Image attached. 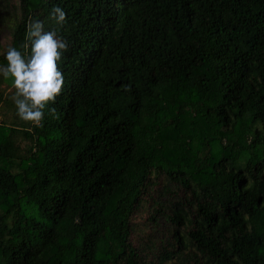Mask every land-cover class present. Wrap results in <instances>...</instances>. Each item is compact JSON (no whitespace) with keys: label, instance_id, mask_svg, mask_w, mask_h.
I'll return each instance as SVG.
<instances>
[{"label":"trees","instance_id":"1","mask_svg":"<svg viewBox=\"0 0 264 264\" xmlns=\"http://www.w3.org/2000/svg\"><path fill=\"white\" fill-rule=\"evenodd\" d=\"M34 20L65 84L41 128L0 75V264H264V0H0V66Z\"/></svg>","mask_w":264,"mask_h":264},{"label":"clouds","instance_id":"2","mask_svg":"<svg viewBox=\"0 0 264 264\" xmlns=\"http://www.w3.org/2000/svg\"><path fill=\"white\" fill-rule=\"evenodd\" d=\"M50 19L58 26L67 23V14L59 6H54ZM26 41L22 48L30 47L25 55L16 47H8L5 55L7 64L0 66V75L11 79L15 93L12 97L18 117L31 122L35 127H43L45 110L55 116V104L64 88L65 79L58 63L69 50V43L58 34V29L45 31L44 22L31 21L27 26Z\"/></svg>","mask_w":264,"mask_h":264},{"label":"rangeland","instance_id":"3","mask_svg":"<svg viewBox=\"0 0 264 264\" xmlns=\"http://www.w3.org/2000/svg\"><path fill=\"white\" fill-rule=\"evenodd\" d=\"M0 29H1L0 40H1V42H2L3 44H6V43H8V41H9V32H8V30H7L6 27H1ZM8 91H10V92H11V91H14V92H15V89L11 86V87L8 89ZM0 110H1V111H0V120H1V119L4 118L3 111H6V109L1 108ZM8 113H9V117H10V115L12 116L11 111L8 112Z\"/></svg>","mask_w":264,"mask_h":264}]
</instances>
